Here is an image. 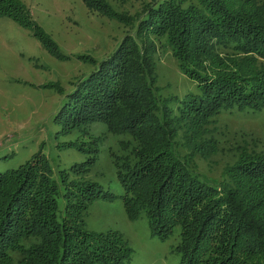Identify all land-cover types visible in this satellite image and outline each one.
<instances>
[{
	"label": "trees",
	"instance_id": "trees-1",
	"mask_svg": "<svg viewBox=\"0 0 264 264\" xmlns=\"http://www.w3.org/2000/svg\"><path fill=\"white\" fill-rule=\"evenodd\" d=\"M1 15L31 24L10 0H0ZM141 21L140 35L165 36L195 92L175 100L174 110L158 107L149 46L129 39L79 80L69 96L70 109L63 106L54 123L77 129L100 122L137 140L134 161L119 164L124 211L130 221L144 216L151 235L162 240L178 227V264H264V157L243 158L228 169V186L201 180L172 152L181 128L189 133L182 138L189 144L214 115L264 107V75L251 65L264 60V7L253 0H155ZM218 49L242 57H220ZM23 166L0 172V264H8L13 254L21 257L17 264H125L130 259L131 250L119 237L92 236L76 226L92 200L113 199L109 192L97 185L75 189L73 202L57 216L54 184L39 173L44 166L35 171L33 162ZM33 237L40 242L26 245Z\"/></svg>",
	"mask_w": 264,
	"mask_h": 264
},
{
	"label": "rangeland",
	"instance_id": "rangeland-1",
	"mask_svg": "<svg viewBox=\"0 0 264 264\" xmlns=\"http://www.w3.org/2000/svg\"><path fill=\"white\" fill-rule=\"evenodd\" d=\"M10 1L23 9L31 24L0 16V172L32 162L37 164L34 171L43 165L39 173L54 184L57 216L73 202L75 189L99 186L113 199L92 200L79 213L76 226L80 232L119 237L131 250L125 264H178L174 252L181 243L178 227L162 240L151 235L144 216L130 221L124 211L119 164L134 161L137 140L111 132L100 122L77 129L54 123L63 106L70 109L69 96L79 80L94 73L101 61L129 39L139 47L149 46L158 107L167 105L168 110H174L175 100L195 92L193 80L180 70L165 36L146 33L145 37V31L140 35L141 20L155 0ZM253 2L264 7V0ZM51 50L59 52V58ZM217 51L220 57H242ZM251 63L264 75V60ZM188 134L183 128L179 130L173 154L201 180L229 186L228 169L243 158L264 157V107L214 115L201 127L198 137L185 144L182 138ZM86 161L87 168L74 169ZM34 238L25 244L40 242ZM20 258L13 254L8 264H17Z\"/></svg>",
	"mask_w": 264,
	"mask_h": 264
}]
</instances>
